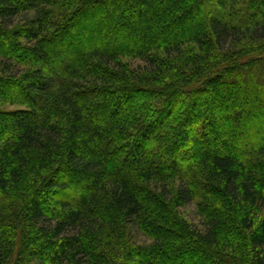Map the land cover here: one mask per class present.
<instances>
[{
	"label": "trees",
	"instance_id": "trees-1",
	"mask_svg": "<svg viewBox=\"0 0 264 264\" xmlns=\"http://www.w3.org/2000/svg\"><path fill=\"white\" fill-rule=\"evenodd\" d=\"M186 257L264 264V0H0V264Z\"/></svg>",
	"mask_w": 264,
	"mask_h": 264
},
{
	"label": "rangeland",
	"instance_id": "rangeland-1",
	"mask_svg": "<svg viewBox=\"0 0 264 264\" xmlns=\"http://www.w3.org/2000/svg\"><path fill=\"white\" fill-rule=\"evenodd\" d=\"M131 2V1H130ZM132 4H133V2H132ZM156 5H157V9L158 10H160L162 7H163V5H164V3H161V1H157L156 2ZM90 22V21H89ZM133 31H134V33L135 34H137L139 31V29H140V26L138 25L137 27L136 26H134L133 28ZM138 29V30H137ZM156 30L155 29H153V31H151V35H153V36H155V34H156ZM156 37V36H155ZM154 39H156V38H154ZM153 39V40H154ZM98 40L99 39H96V42H98ZM86 45H88V44H86ZM80 51H78V50H76V51H74V55H76V54H78ZM73 55V56H74ZM129 61V60H128ZM133 65H136V66H140V65H142L141 63H139L138 61H133ZM142 67V66H141ZM136 98V101H137V103L138 104H143V103H145V101L143 102V100H144V95H142V94H140V95H138V96H136L135 97ZM220 139L218 138V137H216V136H214V137H212L211 138V140H209V141H206L207 143L206 144H208V145H210V144H212V145H210V146H208V150H211V151H214L215 149H214V147H215V145L217 144V145H219V141ZM144 144H147V142L145 141L144 142ZM123 157V156H122ZM141 160H144V158L142 157L141 158ZM145 161H146V159H145ZM117 165H118V163H117ZM116 165V166H117ZM118 167V166H117ZM186 215H187V217L195 224V225H199L200 224V222H199V220H198V218H197V216H196V214H195V209H194V207L193 206H190V207H188L187 208V210H185V212H184ZM132 237H133V240H135V242L136 243H138V244H141V243H145L146 242V240H145V238L140 234V233H138V232H135V231H132ZM191 259L190 258H188V257H186L183 261H185V263L187 262V263H190V264H192L191 262L193 261H190ZM159 261V260H158ZM157 262V261H156Z\"/></svg>",
	"mask_w": 264,
	"mask_h": 264
}]
</instances>
